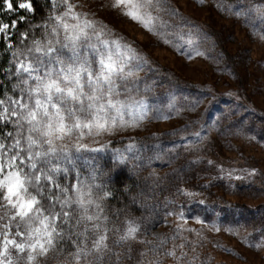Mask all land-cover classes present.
Segmentation results:
<instances>
[{"label":"snow or ice","instance_id":"obj_1","mask_svg":"<svg viewBox=\"0 0 264 264\" xmlns=\"http://www.w3.org/2000/svg\"><path fill=\"white\" fill-rule=\"evenodd\" d=\"M165 3L115 0L113 7L123 6L125 16L189 60L194 58L192 53L203 56L194 39L200 34L198 26L185 31L169 24L159 15ZM48 5L52 11L36 26L41 38L32 39L15 53L22 57L15 65V95H8L0 84V264H105L109 255L119 264V253L109 245L113 229L106 211L113 192L106 183L98 182L92 158L85 155L105 149L84 141L95 142L96 137L138 126L130 125L126 115L147 107L134 93L140 90L138 73L148 61L123 38L114 39L113 31L102 22L77 12L79 6L71 0H48ZM3 7L14 10L12 0H3ZM16 10L35 12L31 0H17ZM164 11L179 15L178 9ZM250 13L264 23V4L250 6L247 12L236 6L233 14L240 18ZM26 21L25 15H18L11 24L0 23V41L10 39L12 30ZM16 34L22 40L29 37V32ZM252 34L264 40V32ZM201 39L207 40V36ZM229 95L239 99L236 93ZM145 114L140 112L139 118ZM255 174V169L249 173ZM178 215L183 219L185 214ZM138 231V225L127 221L124 234L115 243L135 239ZM66 244L72 250L65 251Z\"/></svg>","mask_w":264,"mask_h":264},{"label":"rangeland","instance_id":"obj_2","mask_svg":"<svg viewBox=\"0 0 264 264\" xmlns=\"http://www.w3.org/2000/svg\"><path fill=\"white\" fill-rule=\"evenodd\" d=\"M71 3L79 6L77 12L102 22L113 31L114 39L123 38L137 55L148 61L138 73L139 85L153 71L169 78L168 83L174 85L163 94L141 93L144 87L139 88L134 93L135 99L145 100L147 107L140 111L133 109L134 115H126L130 125L138 126L96 137L95 142L84 141L90 147L105 149L85 154L92 158L98 182L106 183L111 190L100 165L109 142L116 138L133 139L131 148L114 147L116 153L131 156L136 149L135 155L148 158L151 166L162 164V168L155 165L159 173L180 167L178 171L183 176L201 174L207 191L213 193L206 215L184 220L175 209L171 210L170 214H174L171 220L184 224L187 234L193 237L192 248L185 250L189 259L200 252L205 264H264L261 231L264 230V40L252 34L264 32V23L255 13L240 18L233 14L236 6H243L247 12L250 6L264 4V0H204L203 4L199 0H166L159 12L164 20L185 31L196 26L200 30L194 39L200 43L199 50L204 55L192 53L191 60L125 16L123 6L114 8L115 0H71ZM164 8L178 9L179 15L170 16ZM0 23L7 22L0 18ZM33 35L40 39L41 29ZM204 35L207 40L201 39ZM19 59L22 57L16 55L15 62ZM151 75L153 80L146 85L147 89L158 77ZM229 93H236L239 99ZM170 104L174 107H169ZM140 112L146 113L143 119L139 118ZM196 132L199 137L194 135ZM152 153L159 157L155 160ZM253 169L256 174L249 175ZM237 176L243 179L238 180ZM198 219L204 223H198ZM160 229L156 220L149 222L144 228L145 245L162 235ZM125 230L126 225L119 234L123 235ZM179 256L181 253L174 257L177 264L188 263L179 261ZM145 262L168 264L162 259L154 260L151 255H146Z\"/></svg>","mask_w":264,"mask_h":264},{"label":"trees","instance_id":"obj_3","mask_svg":"<svg viewBox=\"0 0 264 264\" xmlns=\"http://www.w3.org/2000/svg\"><path fill=\"white\" fill-rule=\"evenodd\" d=\"M27 0H20V2ZM34 13H28L27 10H16L17 0H12L13 11L6 10L3 7V0H0V18L11 24L13 19H17L18 15H25L27 21L20 23L18 29L12 30V35L0 41V84L7 90L8 95H15L13 86L18 83V78L15 76V53L17 49L22 48L25 44L31 42L34 38L36 29L33 26L42 24L50 14L47 0H31ZM19 32H29L27 40H22ZM11 43L12 47L7 45ZM151 74H156L153 71ZM149 74L146 76L144 83L139 85V88L144 87L141 93L151 94L157 92L163 94L174 85L169 84V78L157 75L154 84L149 86V90L145 91L146 85L153 80ZM162 75V74H161ZM117 137V135H116ZM133 139H112L108 144V149L100 160L101 170L104 178L110 181L113 196L106 201L107 213L109 215V227L113 229L109 233V245L113 252L119 253V264H148L145 262L146 255H151V258L165 260L168 264H177L174 257L179 261L187 264H205L202 261L203 255L196 252L195 255L188 258L185 250L192 248V235L187 234L185 225L179 222H174L172 219L174 214H170L172 209L178 213L184 212V220L195 217L196 215H206L211 207L209 199L213 194L207 191V186L204 182L205 177L201 174L194 173L193 175L179 173L178 169L173 167L166 173L155 171L157 168H162L161 163H155L151 166V161L141 159L140 156L121 154L125 157L120 160V153H116L114 147H129ZM138 157V158H136ZM152 157L156 160L159 156L152 153ZM186 160V159H185ZM186 162V161H185ZM184 163V161H182ZM182 166V165H180ZM166 168V167H164ZM156 172L155 174L153 173ZM148 173H147V172ZM145 172V173H144ZM145 175H144V174ZM183 176V179H180ZM182 180V182L180 181ZM191 193L193 195H188ZM204 200L205 204H199V200ZM211 214V213H210ZM179 216V215H178ZM156 220L159 227L162 229V235L145 245L146 236L144 228L149 225L150 221ZM127 221H133L139 226V231L136 238L132 241H124L120 244L115 243L120 236V229L126 225ZM3 223V221H2ZM116 229H119L117 232ZM160 229V230H161ZM135 240V241H134ZM202 245L201 243L198 245ZM72 250L69 245H65V251ZM174 251L175 256L167 255L168 252ZM145 253L146 255H141ZM43 264V262H41ZM105 264H117L116 258L111 255L105 257Z\"/></svg>","mask_w":264,"mask_h":264}]
</instances>
